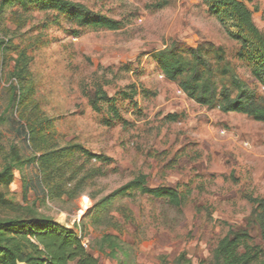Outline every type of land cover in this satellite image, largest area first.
<instances>
[{
    "label": "rangeland",
    "instance_id": "1",
    "mask_svg": "<svg viewBox=\"0 0 264 264\" xmlns=\"http://www.w3.org/2000/svg\"><path fill=\"white\" fill-rule=\"evenodd\" d=\"M69 1L120 27L77 29L53 12L25 13L15 4L5 6L0 39L8 40V46L4 56L0 54V115L7 122L1 144L6 150L17 145L24 155L30 153L26 123L19 118L21 110L12 114L8 108L7 88L15 60L25 52L34 92L28 110L35 105L51 120L58 147L78 144L110 162L75 154V164L102 173L86 181L77 199L46 198L32 165L14 172L9 197L19 205L34 204L75 231L99 264H175L181 253L192 264H208L229 230L247 229L255 243L262 244L258 228L250 224L253 206L247 198H264V124L197 104L177 82L164 78L155 59V53L171 46L186 58L189 48H221L224 63L237 78L264 95L248 64L238 57L239 44L227 35L229 24L210 13L207 0H170L162 8H157L161 0ZM246 5L264 33V0ZM206 58L219 67L213 54ZM215 80L222 81L220 76ZM223 82L231 88L230 81ZM96 89L116 99L118 116L109 105L101 112L92 110L89 93ZM139 174L147 177L148 187L176 189L183 205L173 208L133 191L95 215V203ZM105 235L118 245L115 257L100 245Z\"/></svg>",
    "mask_w": 264,
    "mask_h": 264
},
{
    "label": "trees",
    "instance_id": "2",
    "mask_svg": "<svg viewBox=\"0 0 264 264\" xmlns=\"http://www.w3.org/2000/svg\"><path fill=\"white\" fill-rule=\"evenodd\" d=\"M169 1L161 0L157 8L166 6ZM251 1L207 0V4L210 13L221 24L231 27V30L227 29V35L239 44V59L248 64L252 79L264 92V33L253 23L254 12L246 5ZM13 4L25 13H56L77 29L98 27L115 31L120 27L117 21L69 0H0V13L5 6ZM7 43L8 40L0 39L2 56ZM178 51L177 47L171 46L155 53L165 79L177 82L180 90L199 105L217 107L223 113L241 114L264 124V95H257L237 78L234 70L224 63L221 48L214 49L209 45L189 48L186 50L189 58ZM208 53L214 55L218 68L208 61ZM28 76L29 62L25 52H22L10 74L8 108L12 114L21 110L19 118L26 123L23 126L24 136L30 153L24 155L17 145H10L6 150L1 144L2 128L7 118L0 115V264H99L98 258L83 246L81 237L75 231L56 223L34 204L19 205L9 197L8 188L13 182L14 172L22 173L25 166L32 165L38 172L39 185L46 198L55 201L77 199L83 195L86 181L102 173L86 171L83 166L75 164V154L101 163L110 162L108 157L93 154L78 144L62 148L57 146L51 132V120L44 118L35 105L34 109L28 110L34 95ZM216 76L221 77L220 83L215 80ZM225 80L230 81L231 88L226 87ZM89 104L95 112H101L103 105H109L113 114L118 116L116 99L108 97L100 89L89 93ZM146 180L145 175L139 174L95 203V215L108 210L116 198L130 196L133 191L163 200L173 208L183 205L182 194L176 189L166 186L151 188ZM73 183V189H66ZM91 198L95 200V197ZM247 200L253 206L250 224L258 228L262 244H256L247 229L229 230L213 248L208 264H264V198L248 197ZM87 214L82 216L81 221ZM100 245L110 251L111 257L116 256L118 245L112 237L103 236ZM175 264L192 263L181 253Z\"/></svg>",
    "mask_w": 264,
    "mask_h": 264
},
{
    "label": "built area",
    "instance_id": "3",
    "mask_svg": "<svg viewBox=\"0 0 264 264\" xmlns=\"http://www.w3.org/2000/svg\"><path fill=\"white\" fill-rule=\"evenodd\" d=\"M81 212V211H80ZM83 246L85 247V248H87V245L85 244V243H83Z\"/></svg>",
    "mask_w": 264,
    "mask_h": 264
},
{
    "label": "bare ground",
    "instance_id": "4",
    "mask_svg": "<svg viewBox=\"0 0 264 264\" xmlns=\"http://www.w3.org/2000/svg\"><path fill=\"white\" fill-rule=\"evenodd\" d=\"M87 203V202H86ZM83 214V210L80 212V215H82Z\"/></svg>",
    "mask_w": 264,
    "mask_h": 264
}]
</instances>
